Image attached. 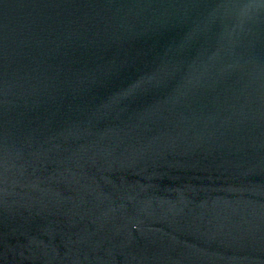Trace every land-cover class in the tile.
I'll return each instance as SVG.
<instances>
[{
    "label": "water",
    "instance_id": "obj_1",
    "mask_svg": "<svg viewBox=\"0 0 264 264\" xmlns=\"http://www.w3.org/2000/svg\"><path fill=\"white\" fill-rule=\"evenodd\" d=\"M0 264H264V0H0Z\"/></svg>",
    "mask_w": 264,
    "mask_h": 264
}]
</instances>
